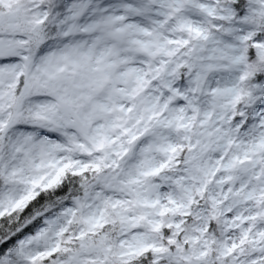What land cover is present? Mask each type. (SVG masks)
I'll list each match as a JSON object with an SVG mask.
<instances>
[{"label": "snow or ice", "instance_id": "1", "mask_svg": "<svg viewBox=\"0 0 264 264\" xmlns=\"http://www.w3.org/2000/svg\"><path fill=\"white\" fill-rule=\"evenodd\" d=\"M0 264H264V0H0Z\"/></svg>", "mask_w": 264, "mask_h": 264}]
</instances>
